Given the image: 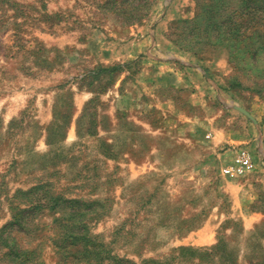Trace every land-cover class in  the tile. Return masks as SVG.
Instances as JSON below:
<instances>
[{"label": "rangeland", "instance_id": "1", "mask_svg": "<svg viewBox=\"0 0 264 264\" xmlns=\"http://www.w3.org/2000/svg\"><path fill=\"white\" fill-rule=\"evenodd\" d=\"M0 264H264V0H0Z\"/></svg>", "mask_w": 264, "mask_h": 264}, {"label": "built area", "instance_id": "2", "mask_svg": "<svg viewBox=\"0 0 264 264\" xmlns=\"http://www.w3.org/2000/svg\"><path fill=\"white\" fill-rule=\"evenodd\" d=\"M253 167L250 152L245 148H239L234 153L231 161L223 167L222 175L230 179L243 177Z\"/></svg>", "mask_w": 264, "mask_h": 264}]
</instances>
